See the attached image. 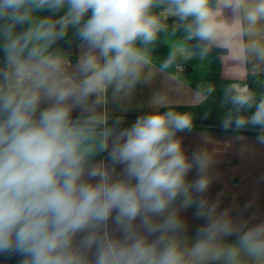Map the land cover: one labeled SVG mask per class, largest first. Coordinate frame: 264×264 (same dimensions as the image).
I'll list each match as a JSON object with an SVG mask.
<instances>
[{"label":"clouds","instance_id":"obj_1","mask_svg":"<svg viewBox=\"0 0 264 264\" xmlns=\"http://www.w3.org/2000/svg\"><path fill=\"white\" fill-rule=\"evenodd\" d=\"M222 2L244 9L248 30L264 21V0ZM161 4L185 22L188 39L217 34L210 0H0V256L17 264H264V219L208 197L213 162L187 154L177 135L191 131L188 114L152 112L128 127L91 114L109 90L127 95L139 82L164 28L151 12ZM69 30L82 51L70 73L54 48ZM252 48L264 57V45ZM230 101L237 112L255 110L223 127L259 129L264 144V98L237 89ZM189 209L203 221L194 234Z\"/></svg>","mask_w":264,"mask_h":264},{"label":"crops","instance_id":"obj_2","mask_svg":"<svg viewBox=\"0 0 264 264\" xmlns=\"http://www.w3.org/2000/svg\"><path fill=\"white\" fill-rule=\"evenodd\" d=\"M245 2L251 4L253 0ZM214 7H218L220 27L210 41H203V49L188 45L185 22L168 14L165 4L154 7L151 12L164 28L148 48L149 63L142 69L139 82L127 95L114 98L109 90L91 114L106 121L132 122L157 111H174L207 121L250 115L254 108L237 112L230 97L237 89H247L257 101L264 98V57L252 48L254 42L264 45V21L248 30L243 8L222 0H216ZM54 48L60 49L68 61L70 73L82 54L80 41L69 30ZM89 114L73 113L83 118ZM177 135L187 154L201 151L211 158L209 174L214 179L207 193L210 199L219 196L220 207H231L233 214L242 211L245 217L264 219V144L258 143L259 134L192 127ZM96 159L99 162L102 156ZM195 178L193 170L189 179ZM246 204L251 206L245 209ZM193 212L189 209L183 215L194 234L203 221L196 220Z\"/></svg>","mask_w":264,"mask_h":264},{"label":"trees","instance_id":"obj_3","mask_svg":"<svg viewBox=\"0 0 264 264\" xmlns=\"http://www.w3.org/2000/svg\"><path fill=\"white\" fill-rule=\"evenodd\" d=\"M216 0H210V6H215ZM188 45L194 49H203L204 44L203 41L198 39H190ZM76 115H74L75 117ZM192 119V118H191ZM115 121V120H114ZM114 121H107L108 125L111 126ZM123 123L120 127H128L133 122L128 119L121 120ZM192 127H204L208 129H216L222 131H235V132H245V133H252V134H259V129L253 128L248 126L244 129H235L234 126L228 129L223 127V121H207V120H200V119H192ZM19 257L12 256L11 258L6 256H0V264H17V260Z\"/></svg>","mask_w":264,"mask_h":264}]
</instances>
